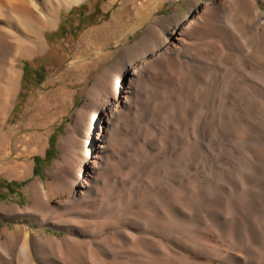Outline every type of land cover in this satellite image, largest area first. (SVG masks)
<instances>
[{"label": "bare ground", "instance_id": "6f19581e", "mask_svg": "<svg viewBox=\"0 0 264 264\" xmlns=\"http://www.w3.org/2000/svg\"><path fill=\"white\" fill-rule=\"evenodd\" d=\"M41 1L44 8L41 15L33 17L27 8V12H20L23 15L22 22L29 30L27 32L36 36L35 39L31 36L34 41L29 44L23 43L15 47L24 52L22 57L42 51V42L37 35L42 29L54 25L56 10L84 0ZM229 2L231 5L241 4L242 8L248 3L247 0ZM156 9L157 6L153 3L145 6L144 1L140 2L136 8L138 24L131 30L149 24L147 30L139 41L121 49L116 61L95 77L85 94L87 102L76 111L74 124L65 129L59 147L61 150L70 151L80 170L69 184L60 189L58 201L65 210L64 213L55 216L52 212L50 214L55 222H66L71 227L98 220L95 223L99 224V230L100 225L107 224L108 214L116 209L117 205V209L120 207L121 198H126L127 202L137 199L142 201L143 206H151L153 212L149 215V211L146 217L150 219L149 222L155 223L159 220L170 225L178 241L190 243L200 253L212 257L208 264H215L216 260L228 264H264V196H259L260 203L256 199L257 196L254 197V193L264 187V86L263 83L258 84V81L264 82V70L260 68L263 56L252 53L249 56L251 70L241 68L236 73L233 72L231 50L242 47L245 54L249 55L251 46L248 39L240 42L229 32L218 27L226 14V8L221 1L204 0L199 4L193 3V15L187 17L180 26L177 15L173 16L169 25L159 19H152ZM249 21L251 25L259 24L264 27V14L257 11ZM191 38H195L196 44L187 41ZM260 40V45L264 48V31ZM2 43L0 36V49ZM182 50L186 61L179 57ZM225 50L227 60L224 64H220L221 62L210 54H220ZM192 70L194 76L191 75ZM1 72L0 116L4 114L12 89L16 85L18 70L8 63L2 67ZM163 72L179 77V82L174 83L177 86L174 85V91L173 87L170 89L163 83L162 87L153 83ZM197 80H209L212 83L210 92L207 93L211 106L209 112L219 123L216 129L212 130L204 123L200 127L201 137L194 131L191 132L193 127L188 124V119L194 112V122L195 116L200 118L205 113L201 105L208 87L197 86ZM148 84H152L155 89H161L158 99L152 95V102L159 106L157 111L150 108V103L140 101L141 92L149 86ZM66 93L67 90L62 91V95ZM171 93L173 99L170 98ZM163 113L171 118L168 131L162 132L161 129H151L149 125H144L149 114L157 116ZM242 125L246 128L243 129ZM97 127L99 132L94 138L92 134ZM256 127L261 129V134L258 135L254 131L257 135L252 138L249 130L253 131ZM220 136L235 145L222 143ZM204 138H210V142H201ZM154 139L164 151L166 145L171 142L176 154L173 152V156L168 155L169 157L161 159V154L152 153L148 144ZM252 141L260 147L250 156L244 149L245 144ZM138 162L141 163L140 166L137 165ZM86 164L87 171L83 173L82 168ZM127 164H135L134 169L130 171V176L135 178V181L131 182L129 188L126 186L129 193L124 190L123 183L118 178L114 184L108 186L111 194L107 198V177L117 176ZM149 166L154 167L151 174L143 179L138 178L146 173L145 170ZM27 167L28 165L24 164L13 167L14 174L21 177L18 168L26 170ZM137 179L140 181L137 182ZM236 182L240 184L239 188L235 185ZM34 191L36 197L33 215L45 221L50 214L42 213L41 210L50 208V194L54 191L49 189L46 192L38 184H34ZM115 191L123 194L116 195L119 198L114 199L111 195ZM141 197L143 198L140 199ZM116 199H120L118 204ZM165 200H172L174 203L168 206ZM201 206L219 209L224 215V220L217 214L214 217L204 215L206 228H198L199 233H194L189 226L181 224L180 208L195 210ZM252 220L257 221V226H246L245 223ZM17 236L11 233L8 238L14 241ZM22 238L23 242L17 248L19 262H16L33 264L32 254H26L30 249L27 233ZM38 241L42 255L50 254L49 257L43 256L46 264H57L52 256L53 251L66 252L71 258L70 264L149 263L135 259L108 258V250L104 247L99 248L102 256H98L97 249H94L89 241L69 239L63 242L53 239L48 242L42 238ZM0 248L6 256L9 250L7 242L0 239ZM166 249L175 255L178 254L167 245ZM6 261L0 264H12L8 259ZM175 263L174 257L163 264Z\"/></svg>", "mask_w": 264, "mask_h": 264}, {"label": "rangeland", "instance_id": "374dc122", "mask_svg": "<svg viewBox=\"0 0 264 264\" xmlns=\"http://www.w3.org/2000/svg\"><path fill=\"white\" fill-rule=\"evenodd\" d=\"M0 1V33H2L0 36L3 42L0 49V72L2 67L7 66L8 63L18 70V81L16 80V85L12 89L4 114L0 116V239L6 241L9 246L6 256L0 248V262L6 263L8 259L12 264H19L17 248L21 246L22 237L27 233L30 249L26 254L28 256L30 253L32 254L33 264H46L43 258L50 256L48 253L42 255L43 252L38 241L41 238L48 242L53 239H59L63 242H67L69 239L89 241L92 242L94 249H97L96 254L98 256H102L101 252L98 251L99 248L104 247L108 250V258L112 259L117 257V259H135L136 261L149 262L148 264H163L175 257V264H189V261L190 264H208L212 257L200 253L190 243L187 244V242L180 239L178 241V238L172 233L173 230L170 225L163 224L159 220H156L155 223L149 222L150 219H146L147 213L150 211V215L153 210L148 204L144 205L148 206L147 208L144 207L141 200L135 199L136 201L127 202L126 198H121L122 204L118 209L117 206L119 205H117L116 209L108 214V222L105 225H100L102 227L99 229L100 232L98 230L99 224L95 223L98 220L90 221L91 223L82 224V226L74 225L71 227L66 222H55L53 217L56 214H63L65 211L58 201L60 189L64 188L65 184H69V181L80 170L78 162L74 160L70 151L67 149L61 150L59 142L65 135V129L74 124L78 108L87 102L85 94L95 77L104 68L116 61L121 49L139 41L147 30L149 24L131 30L138 24L136 8L139 7L140 2L144 1L145 6L152 3L157 6L152 19H159L169 25L173 16L177 15L179 16L180 26L187 17L193 15V3L199 4L204 0H84L78 4L56 10L54 25L51 28L42 29L37 35L42 42V51L28 57H22L24 52L22 53L20 49L15 48L23 43L29 44L36 37L33 33L27 32L29 30L22 22L23 15L21 13L22 11L27 12L25 10L27 8L31 16L41 15L44 12L42 1L33 0L29 3L27 0ZM216 1H221L226 8V17L224 16L221 19L218 27L229 32L240 42L245 38L248 39L251 46L249 55L248 53L245 54L242 47L231 50L233 72L236 73L241 68L251 70L249 56L252 53L263 56L260 68L264 70V48L260 45L264 27L259 24L251 25L249 21L257 11L264 14V0H247L248 3L244 8L238 3L231 5L229 0ZM70 9H73L71 15L68 14ZM57 30V37L48 41L46 39L47 34ZM8 35L10 36L8 37ZM194 40L195 38H191L187 41L196 44ZM225 52L226 50L220 54H210L214 59L219 60L220 64H224L227 60ZM183 55L184 51L182 50L179 57L182 61H186ZM24 62L28 63L26 72L29 77L26 83L22 81ZM38 72L41 74L39 77L36 76ZM169 72L173 73L172 71ZM169 72H163L162 76L156 77L153 83L158 87H162L163 83L170 89L174 88V91L177 87L174 83L179 82V77ZM191 75L194 76L193 70ZM195 83L197 86L208 87L209 90L204 92V100L201 105L203 111H205L203 116L200 118L195 116L194 122V112L188 119L189 126L193 127L191 132L194 131L197 136L201 137L200 127L204 123L210 130L216 129L219 123L213 119L209 112L211 106L207 93L210 92L212 83L209 80H197ZM259 83H263L264 86L263 81H258ZM148 85L141 92L140 101L150 103V108L157 111L159 106L152 102V98L158 99L160 96L158 93L161 89L158 87V89L153 88L152 84ZM150 89H152V92ZM63 90H67L68 94L62 95ZM170 98H174L173 93H171ZM146 119L144 125H149L151 129L158 128L162 132L163 130H169L171 118L164 113L157 116L149 114ZM152 125L156 126L153 127ZM242 126L243 129L246 128L245 125ZM254 131L258 135L261 134L259 127L253 129V131L249 130L252 138L257 135ZM98 132L97 127L92 137L95 138ZM50 136H52L53 148L50 150V154L45 155V151L49 149ZM187 137L189 139V136ZM219 140L222 143L226 142L225 144L235 145L222 136L219 137ZM201 142L208 144L210 138L201 139ZM245 145L244 151L250 156L254 155L260 147L253 141L247 142ZM112 146L115 147V144L112 143ZM137 146L139 149V144ZM148 147L152 153L156 154L158 152L161 154V159H165V156L169 157L168 155L171 156L173 152L176 154L171 142L166 145L165 151L156 139L151 140ZM113 151H115V148H113ZM34 157H38L39 160L34 161ZM22 164L28 165V167L26 170L18 168V174L21 177H17L14 174L13 167H20ZM137 165L140 166L141 163L138 162ZM86 167L87 164L82 168L83 173L87 171ZM134 167L135 164H127L122 167L125 170L123 169L117 176L107 177V198L111 194V189L108 186L114 184L115 179L118 178L123 183L124 190L129 193L128 188L131 186V182L135 181V178L130 176V171ZM151 167L149 166L148 170H145L146 173L144 172L138 178L143 179V177L151 174V169L154 168ZM34 168H36L35 174H33ZM140 179H137V182ZM34 184L41 185L46 192L49 189L54 191L50 194V208L45 211L41 210L42 213L47 214L49 212L50 214L52 212L53 214V216L50 214L51 216L49 215L45 221H41L33 215V205H35L34 200L36 197ZM235 185L238 188L240 187L238 182ZM259 192L260 194H258ZM259 192L254 193V197L257 196L258 203H260V198L264 196V187ZM120 194L123 193L115 191L111 197L114 199L115 197L119 198L116 195ZM118 200L120 199H116L117 204ZM172 200H165L164 202L169 206V204L174 203ZM180 213L181 224L189 226V229L194 233H199L198 228H206L204 215L209 214L211 217L218 215L224 220V215L219 209L206 206L197 207L195 210L180 208ZM152 220L155 221V219ZM158 222L161 224H158ZM256 222L252 220L245 224L246 226L248 224L257 226ZM225 227L227 226L225 225ZM87 231L93 233L87 234ZM11 233L18 235L14 241L8 238ZM166 245L178 254L175 255L169 250H165ZM52 256L57 264H70L71 258L66 252L53 251ZM222 262L216 260L215 264H228Z\"/></svg>", "mask_w": 264, "mask_h": 264}, {"label": "trees", "instance_id": "16d2710c", "mask_svg": "<svg viewBox=\"0 0 264 264\" xmlns=\"http://www.w3.org/2000/svg\"><path fill=\"white\" fill-rule=\"evenodd\" d=\"M73 12V9H70V11L68 12V14H73L72 13ZM57 32H58V30L56 31V32H53V33H49V34H47V40L49 41L51 38H56L57 36ZM27 66H28V63L27 62H24L23 63V77H22V81L23 82H25L26 83V80L28 79V77H29V74L26 72V68H27ZM41 72V71H40ZM37 75V77H39V76H41V74L38 72V73H36ZM49 141H50V145H49V149H52L53 147H52V136H50V138H49ZM36 160V159H35ZM34 173H35V169H34Z\"/></svg>", "mask_w": 264, "mask_h": 264}, {"label": "crops", "instance_id": "0c3cea01", "mask_svg": "<svg viewBox=\"0 0 264 264\" xmlns=\"http://www.w3.org/2000/svg\"><path fill=\"white\" fill-rule=\"evenodd\" d=\"M50 150H52V149H47V150L45 151V155H46L47 153L50 154ZM33 159H34V161H36V162L39 160L38 157H34ZM35 159H36V160H35ZM34 169H35V173H36V168H34ZM34 169H33V174H35V173H34Z\"/></svg>", "mask_w": 264, "mask_h": 264}]
</instances>
